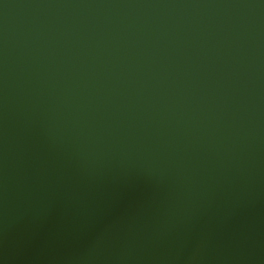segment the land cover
I'll list each match as a JSON object with an SVG mask.
<instances>
[{
    "label": "water",
    "instance_id": "obj_1",
    "mask_svg": "<svg viewBox=\"0 0 264 264\" xmlns=\"http://www.w3.org/2000/svg\"><path fill=\"white\" fill-rule=\"evenodd\" d=\"M0 264H264V0H0Z\"/></svg>",
    "mask_w": 264,
    "mask_h": 264
}]
</instances>
